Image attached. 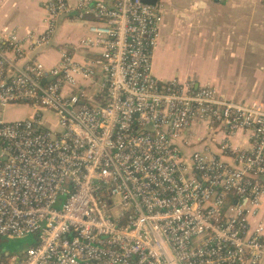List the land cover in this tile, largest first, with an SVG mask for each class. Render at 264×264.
<instances>
[{
  "label": "built area",
  "instance_id": "1",
  "mask_svg": "<svg viewBox=\"0 0 264 264\" xmlns=\"http://www.w3.org/2000/svg\"><path fill=\"white\" fill-rule=\"evenodd\" d=\"M45 8L42 34H0V110L32 109L0 118V239L33 238L0 264H264V104L159 79L160 1ZM68 16L86 33L58 63L20 62Z\"/></svg>",
  "mask_w": 264,
  "mask_h": 264
},
{
  "label": "crops",
  "instance_id": "2",
  "mask_svg": "<svg viewBox=\"0 0 264 264\" xmlns=\"http://www.w3.org/2000/svg\"><path fill=\"white\" fill-rule=\"evenodd\" d=\"M159 1L165 11L153 57V72L159 79H190L197 85L215 86L226 97L257 99L264 104V0ZM47 17L45 0H0L2 35L16 33L24 41L42 34L47 28ZM85 28L83 21L70 16L60 18L54 42L49 47L31 46L20 62L39 55L47 65H55L62 48L74 47L85 35ZM30 43L26 42V46ZM173 52L177 56L174 62ZM77 58L81 60L82 55L78 53ZM20 106L25 105L0 110V118H5V113L15 119L31 115L32 109L27 115L16 111ZM230 140L235 148L249 147L245 133L233 134ZM213 148L214 155L233 162L232 156ZM254 220L264 223V198Z\"/></svg>",
  "mask_w": 264,
  "mask_h": 264
},
{
  "label": "rangeland",
  "instance_id": "3",
  "mask_svg": "<svg viewBox=\"0 0 264 264\" xmlns=\"http://www.w3.org/2000/svg\"><path fill=\"white\" fill-rule=\"evenodd\" d=\"M174 57L172 56L173 60L172 62L175 61L176 52ZM179 59V58H178ZM99 90V85L94 84L92 87H89L86 89V94H92L96 93ZM16 111L23 112L26 115L31 112V108L29 106H20V108L16 109ZM5 118L7 119H15L16 117H13L11 114L5 113L4 114ZM31 241H33V238L31 237H24V238H2L0 239V250L2 251H10V252H20L28 246Z\"/></svg>",
  "mask_w": 264,
  "mask_h": 264
},
{
  "label": "water",
  "instance_id": "4",
  "mask_svg": "<svg viewBox=\"0 0 264 264\" xmlns=\"http://www.w3.org/2000/svg\"><path fill=\"white\" fill-rule=\"evenodd\" d=\"M145 2H148V3H152V4H156L159 0H143ZM263 179H264V176H263Z\"/></svg>",
  "mask_w": 264,
  "mask_h": 264
}]
</instances>
